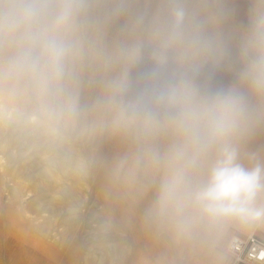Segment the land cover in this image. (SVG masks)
<instances>
[{
  "label": "rangeland",
  "instance_id": "rangeland-1",
  "mask_svg": "<svg viewBox=\"0 0 264 264\" xmlns=\"http://www.w3.org/2000/svg\"><path fill=\"white\" fill-rule=\"evenodd\" d=\"M16 2L19 0H11ZM174 2L83 0L85 7L68 37L63 77L47 92H41L31 77L14 70L21 43L8 34L3 61H12L6 76L11 86H0V96L13 106V112L18 109L28 114L31 124L47 126L59 155L72 153L86 171L71 176L69 168L55 169L53 181L59 177L56 192L45 185L51 178L46 181L35 176L33 161L44 158L35 146L21 139L23 148H13L12 154L18 157L10 162L6 148L0 145V264H237L229 250L231 235L254 232L264 238V222L215 224L204 242L198 238L203 225L183 233L157 226L145 215L155 196V174L141 172L134 184H128L123 173L117 172L118 162L135 150L109 127L111 85L123 70L119 52L137 39L145 40L154 22L163 20ZM186 2L203 8L209 32L218 34L226 49L219 64L204 65L199 83L212 89L236 83L239 41L255 0ZM150 52L151 45L145 40L142 59L128 69L129 95L152 70ZM261 135L250 130L239 144L246 166H251L249 156L264 162ZM167 144L166 137L158 141L161 150ZM10 173L19 175L21 196L11 193L16 180ZM89 173L95 176L92 181ZM38 185L45 190L39 192ZM65 187L76 188L79 204L69 202L62 192ZM46 203L54 209H45ZM117 247L120 252L112 254Z\"/></svg>",
  "mask_w": 264,
  "mask_h": 264
},
{
  "label": "clouds",
  "instance_id": "clouds-1",
  "mask_svg": "<svg viewBox=\"0 0 264 264\" xmlns=\"http://www.w3.org/2000/svg\"><path fill=\"white\" fill-rule=\"evenodd\" d=\"M83 0H19L6 6L0 31L19 38L13 68L31 77L41 92L58 83L70 49L69 35ZM151 45L152 70L137 91L128 69ZM145 40L119 52L123 70L112 82L109 127L135 146L117 172L134 184L141 172L156 176L146 219L183 233L200 225L264 222V162H242L246 134L264 122V0H255L240 38L236 83L219 89L198 82L205 64L226 55L218 34L209 32L200 5L176 0ZM168 139L161 150L158 141Z\"/></svg>",
  "mask_w": 264,
  "mask_h": 264
},
{
  "label": "bare ground",
  "instance_id": "bare-ground-1",
  "mask_svg": "<svg viewBox=\"0 0 264 264\" xmlns=\"http://www.w3.org/2000/svg\"><path fill=\"white\" fill-rule=\"evenodd\" d=\"M9 4H12L11 0H0V16H2L3 11ZM7 36L8 34L6 35L3 31H0V86L4 89H8L11 86L10 82L6 79V76L7 74L9 75V71L12 66V61H3V59L5 58L3 52L6 50L5 48L7 45ZM199 81L200 80L198 79V82ZM1 103L2 106L0 107V145L2 144L6 148L7 156L10 162L16 160L18 157V155L15 156L12 154L11 151L13 150V148L17 147V145H21V139H26V142L30 146H35L37 148V153H41L42 155H44V158H36L33 161V164L36 167L35 176H37L38 179H45L46 181L47 179L51 178V183L47 182L45 185L48 184V186L52 187L54 191L59 192V177H57L53 181L55 169L59 170V168H69V174L71 176L74 174L76 175L79 172L86 171L84 170V167L80 164V160L75 157L72 153H65L59 155V147H57V142L54 141L53 137L47 132V126L43 127L41 123L31 124L30 116H28V114H23L22 112H20L21 110L18 109H15V111L13 112V106L11 104L6 103L4 97L2 98L0 96V104ZM9 114H11L12 116L9 117ZM251 130L253 132L262 134L263 136L261 135V139H263L264 122L256 124ZM21 147L23 148L22 145ZM10 175L13 179L16 180V183L11 189L12 195L21 196L23 191L21 183L17 180L19 179V175L13 173H10ZM88 179L91 181L95 179L93 173H89ZM37 187L39 192H43L45 190L44 185H38ZM75 187H65L64 189L62 188L63 190L61 189L63 194L66 197H69V202L73 203L74 205L79 204L81 201V198L77 194ZM45 209L52 210L54 209V206L51 203H46ZM214 226L216 225H203L198 230V238L202 242H204V240L206 239L205 237L209 234L210 231H212V228ZM225 230H223V232L221 233V237L225 234ZM242 232L247 231L246 229H243ZM111 252L112 254L118 253L120 252V248L117 247L116 249L111 250Z\"/></svg>",
  "mask_w": 264,
  "mask_h": 264
},
{
  "label": "built area",
  "instance_id": "built-area-1",
  "mask_svg": "<svg viewBox=\"0 0 264 264\" xmlns=\"http://www.w3.org/2000/svg\"><path fill=\"white\" fill-rule=\"evenodd\" d=\"M229 250L237 264H264V238L254 232L231 235Z\"/></svg>",
  "mask_w": 264,
  "mask_h": 264
}]
</instances>
